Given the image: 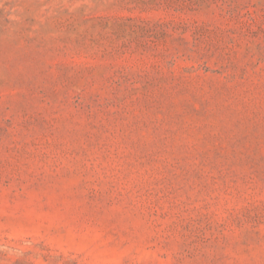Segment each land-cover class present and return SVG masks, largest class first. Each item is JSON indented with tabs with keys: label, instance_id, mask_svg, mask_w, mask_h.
<instances>
[{
	"label": "rangeland",
	"instance_id": "1",
	"mask_svg": "<svg viewBox=\"0 0 264 264\" xmlns=\"http://www.w3.org/2000/svg\"><path fill=\"white\" fill-rule=\"evenodd\" d=\"M0 264H264V0H0Z\"/></svg>",
	"mask_w": 264,
	"mask_h": 264
}]
</instances>
